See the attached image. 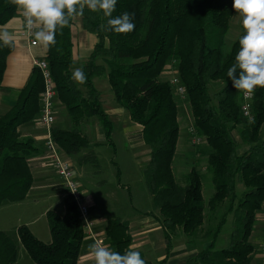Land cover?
Returning a JSON list of instances; mask_svg holds the SVG:
<instances>
[{
  "label": "trees",
  "instance_id": "1",
  "mask_svg": "<svg viewBox=\"0 0 264 264\" xmlns=\"http://www.w3.org/2000/svg\"><path fill=\"white\" fill-rule=\"evenodd\" d=\"M232 4L233 0H117L113 17L124 12L134 15L135 29L127 34L101 30L107 18L102 12L85 8L84 27L97 42L81 67L87 76L81 86L71 79L73 19L70 27L58 30L57 43L46 55L59 98L72 121L70 130L54 128L53 137L67 155L78 156L79 164L98 166V156L82 130L83 121L89 117L99 119L106 144L116 152L114 123L94 83L96 76L108 77L116 101L128 110L133 122L142 125L144 142L151 150L144 179L160 212L158 219L166 243V256L158 264H167L178 229L189 244L199 234L210 242L187 264H251L253 258L255 246L250 238L257 212L264 205V88L255 90L253 122L249 123L241 110L242 92L227 77L244 34L242 29L230 51H224L225 36L235 14ZM16 14L12 0H0V26ZM13 49L0 43V89L7 56ZM169 62L185 86L195 135L205 138L210 148L206 173L211 174L214 192L208 201L203 196L205 174L197 166L187 172L183 183L177 181L173 170L180 121L175 89L170 81L161 79ZM214 81L223 84L216 93L210 89ZM43 87L42 74L36 67L16 104L0 114V205L24 200L33 185L30 159L39 148L32 138L20 136L19 126L39 114ZM238 126L242 142L251 145L242 154L232 135ZM238 184L244 186L240 193ZM65 206L62 215L54 210L47 212L51 242L40 240L26 224L18 227L19 239L36 264H78L85 232L72 197L65 198ZM231 214L234 221L228 243L217 249L218 237ZM212 219H216L213 224ZM207 221L211 225L205 227ZM105 232L114 251L123 254L129 250L133 238L128 221L109 217ZM139 252L145 264H154ZM18 256L16 242L0 230V264H19Z\"/></svg>",
  "mask_w": 264,
  "mask_h": 264
},
{
  "label": "crops",
  "instance_id": "2",
  "mask_svg": "<svg viewBox=\"0 0 264 264\" xmlns=\"http://www.w3.org/2000/svg\"><path fill=\"white\" fill-rule=\"evenodd\" d=\"M230 23H234L239 27L238 34L240 35L243 28L241 24V18L236 12L233 15ZM24 24L25 18L22 16L21 12L17 10V14L7 24L0 26V29H7L16 37L14 49L7 56L6 68L0 89L1 115L7 113L16 104L20 92L26 86L36 68L35 62L41 59H46V55L48 52V49H45L38 43L36 45H31V40L27 39L21 34ZM71 30L74 61L72 70L74 71L75 68H81L82 65L90 58L95 43L97 42V38L94 34L88 32L85 29L82 16H77L73 19ZM94 83L96 87L101 91L103 106L114 123V131L115 124L116 128L118 129L117 123H122L124 125L120 128L124 129V131H122L123 135L128 137L130 142H132L135 138H137V140L141 139L144 141L142 135V125L133 122L130 118L128 110L116 101L115 95L108 81V77L96 76L94 78ZM79 85L81 86V84ZM111 99L113 102H111ZM55 100L56 119L53 125V129H72L71 118L67 112L65 105L59 98V93H57V97ZM88 119L89 122L93 121V123L97 125L94 133H89V135L86 134L90 143L93 145L94 151L96 152V148L101 146V144H106L105 133L103 127L100 125L99 119H97L96 117H89L86 118L83 123ZM99 125L102 127V129ZM135 131H140L138 133L140 137H133ZM19 133L22 138H32L39 148L38 154L30 159V167L33 173L34 180L33 185L30 188L26 198L19 202H4L2 205H0V213L2 214V216H0V230L5 231L16 242L19 251L18 262L20 264V249L21 246L22 248L24 247L18 236V227L20 225L26 224L40 240L47 243L51 242L52 235L49 227L47 212L49 210H54L61 215L64 214L66 210L65 198L68 195L62 180L57 175L56 170L52 164V156L48 147L46 146L47 130L39 122L38 115L31 121L19 126ZM262 136L264 138V135ZM233 138L239 144L238 152L240 154L244 153L250 148L251 145H247L242 142L240 133L238 139H236L234 136ZM204 142H206L205 138ZM150 151L151 150L149 147L148 152ZM62 153L63 156H65L72 163L75 169L78 181L85 195V200L89 205L90 216L95 221V229L101 236L107 237L105 227L107 224V219L111 216L108 217L106 213L104 214L95 209L96 204L94 201V197L91 194H88L85 185L80 180L82 175L85 176L87 173H89L90 169H86V166L91 164H79L77 161L78 156L67 155L63 150ZM134 155L136 156V158L140 157V155H138V151H135ZM92 170L93 169H91V171ZM119 185L127 188L131 195L130 185H123L121 182L119 183ZM115 194L116 193H114V195ZM42 201H45L46 203L45 208L42 210V212L38 214L32 213L33 215H31L30 210H32L35 205H39V203H41ZM17 211L20 213H18ZM156 211L159 210L155 209L154 207L153 209L149 208L148 210H143L139 213L136 212L129 216L120 218L129 222V233L133 238L130 248L135 251H141L147 260H150L149 257L152 256V253H154L155 251V246H153L155 233L161 232V230L163 231L164 252L162 253V257L160 259L158 258V264V262L166 256V243L164 237V229L162 227L161 221L158 219L159 216L157 215V213H155ZM256 218V224L250 238L251 242L255 245L251 264H263L261 246L264 240V205L262 209L257 212ZM181 230L182 229H178L176 234L177 238H173V247L168 254L167 264H187V261L190 258L194 257L199 251L203 250L210 244V242H207V244L202 247V249L198 248L200 246L194 244V242H191L189 244L187 236ZM91 243H93L92 238L86 237L84 239L81 253L78 259V264L94 263V261L88 258V245ZM221 248L217 247V249Z\"/></svg>",
  "mask_w": 264,
  "mask_h": 264
},
{
  "label": "rangeland",
  "instance_id": "3",
  "mask_svg": "<svg viewBox=\"0 0 264 264\" xmlns=\"http://www.w3.org/2000/svg\"><path fill=\"white\" fill-rule=\"evenodd\" d=\"M238 32L239 27L234 23H230L229 30L225 36V52L230 51L232 44L239 36ZM173 76H178L177 69L172 62H169L161 75V79L170 81ZM222 86V82H212L210 84L211 92L216 93L222 88ZM174 95L179 107L180 134L173 162V170L177 181L183 183L187 172H189L193 166H197V168L205 174L203 181V196L204 200L208 201L214 192V184L211 179V174L206 173L207 156L210 148L207 143L204 142V138H200L199 141L195 139L193 132V116L186 93L184 96H181L175 92ZM111 102H113L112 99ZM117 125L118 129L115 124V131L113 134L114 142L116 144V152L112 146L101 144V146L95 149L98 154V166L87 165L86 169H90L89 173L85 176L82 175L80 178L81 182L85 185L88 194H91L94 197L96 204L95 209L104 214L106 213L108 217H126L136 212L139 213L140 211L154 208L152 197L150 195L151 193L144 179V167L150 160V152H148L149 146L145 144L143 140H137V138H135L140 137L138 134L140 131H135L133 136L135 139L130 142L129 138L123 135L122 131H124V129L120 128L124 124L117 123ZM96 127L97 125L94 124L93 121L89 122V119L82 123L83 133L88 135L89 133H94ZM100 128L102 129L101 126ZM239 133L240 127H237L232 131V135L236 139H238ZM261 134L264 135V128L262 129ZM135 151H138L140 157L136 158L134 155ZM82 152L84 153L86 150H83ZM91 169L93 170L91 171ZM118 170H120V172ZM120 182L123 185H130L131 195L127 188L119 185ZM243 189V185L238 184V192L240 193ZM114 193L116 194L114 195ZM45 205V201H42L39 205H35L34 208L30 210L31 215H33L32 213H41L45 208ZM155 213H157L158 216H161L159 211H156ZM0 216H2L1 213ZM211 221L212 222L210 223L213 224L216 222V219H212ZM233 221L234 216L231 214L229 215L227 224L219 235L216 245L218 248L226 246L225 244H227L233 229ZM210 223L207 221L205 227L211 225ZM200 236L201 235L199 234L194 237V244H197L200 246L198 248L202 249V247L209 242V239L202 240ZM175 237L177 238V236ZM153 241L155 251L149 259L157 264L158 258L160 259L164 252L162 230L161 232L155 233ZM20 264H36L22 246L20 249Z\"/></svg>",
  "mask_w": 264,
  "mask_h": 264
},
{
  "label": "clouds",
  "instance_id": "4",
  "mask_svg": "<svg viewBox=\"0 0 264 264\" xmlns=\"http://www.w3.org/2000/svg\"><path fill=\"white\" fill-rule=\"evenodd\" d=\"M25 18L26 27L34 35V43L45 49L55 46L58 30L70 27V21L83 16L85 8L102 12L107 18L100 29L127 34L135 29L134 15L124 12L113 17L117 0H12ZM233 9L241 18L244 34L239 38V50L235 62L227 69V77L246 99L251 98L256 88H264V0H233ZM0 43L13 47L16 37L7 29H0ZM237 69L239 75L237 77ZM71 79L78 84L87 82L83 68H75ZM249 119V123H252ZM88 258L94 264H145L139 251L129 250L121 254L96 240L88 245Z\"/></svg>",
  "mask_w": 264,
  "mask_h": 264
},
{
  "label": "built area",
  "instance_id": "5",
  "mask_svg": "<svg viewBox=\"0 0 264 264\" xmlns=\"http://www.w3.org/2000/svg\"><path fill=\"white\" fill-rule=\"evenodd\" d=\"M21 34L25 36L27 39L31 40V45H36L34 43V35L30 33L26 27V21L24 27L21 31ZM36 67L40 70L44 82V87L41 92V110L38 114V119L41 125H43L47 130V138H46V146L48 147L51 156H52V164L56 170L57 175L62 180L67 195L72 197L74 202L76 203L84 232L85 238H92L93 242L96 240H102L105 245L109 246L111 249V245L107 240V237L101 236L98 231L95 229V221L90 216L89 205L85 200L84 192L81 188V185L78 181L77 175L75 173V169L72 163L63 156L62 149L58 145L57 141L53 137V125L56 119L55 112V99L57 97V86L53 78V74L49 67L48 61L46 59H41L35 62ZM171 84L173 85L175 92L178 95L184 96L186 93L185 86L182 84L180 78L178 76H173L170 79ZM254 94L251 98L246 99L242 93V102H241V110L248 120L253 119V100ZM194 132V130H193ZM195 135V132H194ZM195 139L197 141L200 140L198 136L195 135ZM262 256H263V264H264V240L261 246Z\"/></svg>",
  "mask_w": 264,
  "mask_h": 264
}]
</instances>
